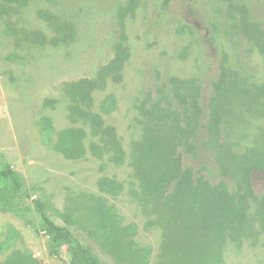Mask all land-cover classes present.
Wrapping results in <instances>:
<instances>
[{
    "label": "rangeland",
    "instance_id": "374dc122",
    "mask_svg": "<svg viewBox=\"0 0 264 264\" xmlns=\"http://www.w3.org/2000/svg\"><path fill=\"white\" fill-rule=\"evenodd\" d=\"M118 44L128 52L120 80L107 78L103 88L94 89L90 110L115 128L124 159L115 163L107 154L96 157L87 150L83 157L67 158L53 147L57 132L82 128L85 147L94 138L87 123L69 119L72 102L63 85L95 79ZM223 68L229 88L234 84L262 94L264 0H0V170L9 166L22 181L20 206L39 198L47 214L62 225L70 210L85 212L88 203L94 207L96 201L86 196L99 198L114 208L121 225H134V243L149 250L144 264H157L161 228L153 224V209L132 193L140 190L130 151L143 135L141 107L181 111L170 79H192L201 109L198 122L205 124ZM108 95L115 105L104 112L101 105ZM233 110L226 139L234 152L242 153L264 135V117L239 114L237 105ZM43 119L53 131L43 130ZM201 126L197 137L189 139L193 148L177 149L181 168L191 167L196 177L211 185L224 183L235 192L234 180L220 174L209 134ZM102 177L119 182L121 190L101 191ZM12 181L0 177V188ZM249 184L255 196L247 207L252 236L238 244L226 241L223 264H264V216H257L264 201V170L253 168ZM15 205L0 207V264H71L73 245H61L56 254H49L39 215L16 212ZM73 227L102 264H117L85 231Z\"/></svg>",
    "mask_w": 264,
    "mask_h": 264
},
{
    "label": "trees",
    "instance_id": "16d2710c",
    "mask_svg": "<svg viewBox=\"0 0 264 264\" xmlns=\"http://www.w3.org/2000/svg\"><path fill=\"white\" fill-rule=\"evenodd\" d=\"M127 58L126 47L118 44L114 56L98 69L95 79L64 83L63 90L72 102L68 107L69 119L87 123L89 134L94 138L85 147L86 132L82 128L71 127L57 132L53 147L65 157L80 158L87 150L96 157L107 154L115 163L124 159L125 152L115 128L104 125L101 117L90 108L92 91L103 88L107 78L118 82ZM170 83L175 97L182 102V110L141 107L143 135L132 143L130 151V164L140 190H132V193L143 206L149 205L153 209L156 215L153 224L161 228L157 264H223L222 249L226 241L238 244L244 237L252 236V217L247 214V207L249 198L255 196L249 184V172L253 168L264 170V135L260 134L255 146L236 153L231 141L226 139L233 127L227 118L234 115V105L241 108L239 114L243 111L250 116L264 117V87L262 94L258 89L253 91L234 84L229 88L231 84L227 82L223 68L208 105L209 111L204 116L206 123L201 124L198 122L199 95L193 80L171 78ZM114 105L113 97L108 95L101 109L108 112ZM201 125L209 134L208 145L220 174L234 180L235 192H229L224 183L211 185L202 176L196 177L191 167L181 168V155L177 149L180 146L185 150L193 148L189 139L197 137ZM42 127L44 131H53L46 119H43ZM47 141L51 142L49 138ZM0 177L13 179L11 184L0 188V207L9 210L13 203L16 212L37 213L49 238V254H56L61 245L72 244L71 264H102L91 248L81 241L74 225L85 231L117 264H144L148 260L149 250L132 239L134 225H121L114 208L99 198L86 196V199L96 201L94 207L88 203L85 212L70 210L68 217L63 218L65 224L60 225L47 214V205L39 198H32L30 205L20 206L25 191L11 167L1 169ZM98 186L110 194L121 190V184L108 177L100 178ZM89 210H92L90 217ZM257 216H264V201ZM89 221H94V225Z\"/></svg>",
    "mask_w": 264,
    "mask_h": 264
}]
</instances>
